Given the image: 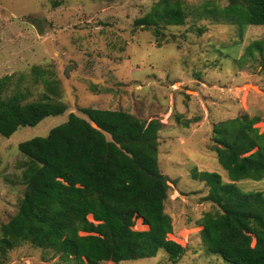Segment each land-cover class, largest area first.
Listing matches in <instances>:
<instances>
[{
  "label": "rangeland",
  "instance_id": "rangeland-1",
  "mask_svg": "<svg viewBox=\"0 0 264 264\" xmlns=\"http://www.w3.org/2000/svg\"><path fill=\"white\" fill-rule=\"evenodd\" d=\"M160 1L0 0V79L11 77L12 90L21 84L30 102L48 97L68 106L65 114L22 127L9 139L0 135V229L24 198L27 159L18 149L21 143L47 137L72 113L85 117L83 108L124 111L163 124L159 164L171 187L165 202L174 226L169 239L186 250L177 264H228L202 241L199 222L217 207L204 200L209 187L193 175L218 173L230 182L213 151L216 124L246 114L259 120L256 128L264 133L263 58L244 56L250 44L264 40V27L241 30L210 17L233 0H180L186 23L164 28L158 48L152 32L134 23ZM238 186L264 193V180ZM134 229L148 227L137 219ZM0 264L75 263L22 243L0 256ZM121 264L173 263L161 251L152 259Z\"/></svg>",
  "mask_w": 264,
  "mask_h": 264
},
{
  "label": "trees",
  "instance_id": "trees-1",
  "mask_svg": "<svg viewBox=\"0 0 264 264\" xmlns=\"http://www.w3.org/2000/svg\"><path fill=\"white\" fill-rule=\"evenodd\" d=\"M210 14L241 30L264 27V0H233ZM185 23L180 0H161L134 25L151 31L160 48L162 30ZM256 53L264 62V40L250 44L244 56ZM12 85L11 77L0 79L4 138L68 110L48 97L30 102L21 84L13 90ZM81 113L85 117L72 113L47 137L18 146L27 159L22 175L26 189L18 213L1 226L0 256L15 245L30 243L75 264L142 261L161 251L173 264L179 263L186 250L169 239L174 226L165 202L171 187L159 164L163 124L124 111L83 108ZM258 121L244 114L214 126L213 151L230 182L218 173L193 175L209 187L204 200L217 207L199 222L202 241L209 253L228 264H264V193L243 192L238 186L245 180H264V133L256 128ZM136 219L149 229L135 230Z\"/></svg>",
  "mask_w": 264,
  "mask_h": 264
},
{
  "label": "water",
  "instance_id": "water-1",
  "mask_svg": "<svg viewBox=\"0 0 264 264\" xmlns=\"http://www.w3.org/2000/svg\"><path fill=\"white\" fill-rule=\"evenodd\" d=\"M69 69H70V68H69ZM69 69H67V71H66V73H65L66 76L69 75V74H68ZM99 81H100V80H93V83H94V84H97V83H99ZM94 127H96V125H94Z\"/></svg>",
  "mask_w": 264,
  "mask_h": 264
},
{
  "label": "crops",
  "instance_id": "crops-1",
  "mask_svg": "<svg viewBox=\"0 0 264 264\" xmlns=\"http://www.w3.org/2000/svg\"><path fill=\"white\" fill-rule=\"evenodd\" d=\"M141 221H142V219H141ZM142 224H143V221H142ZM144 225V224H143ZM145 227H146V225H144ZM148 227V226H147ZM149 229V228H148Z\"/></svg>",
  "mask_w": 264,
  "mask_h": 264
},
{
  "label": "built area",
  "instance_id": "built-area-1",
  "mask_svg": "<svg viewBox=\"0 0 264 264\" xmlns=\"http://www.w3.org/2000/svg\"><path fill=\"white\" fill-rule=\"evenodd\" d=\"M137 220V219H136ZM136 227V226H135Z\"/></svg>",
  "mask_w": 264,
  "mask_h": 264
}]
</instances>
